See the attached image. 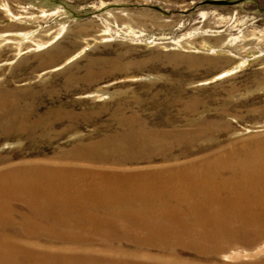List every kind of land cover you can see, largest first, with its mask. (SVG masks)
<instances>
[{"label":"rangeland","instance_id":"1","mask_svg":"<svg viewBox=\"0 0 264 264\" xmlns=\"http://www.w3.org/2000/svg\"><path fill=\"white\" fill-rule=\"evenodd\" d=\"M1 113L52 119L24 134L0 127V169L129 128L195 133L191 155L183 149L129 168L223 150L235 169L251 166L264 159V0H0ZM241 232L246 240L261 234ZM237 242L217 264L264 259V239Z\"/></svg>","mask_w":264,"mask_h":264},{"label":"bare ground","instance_id":"2","mask_svg":"<svg viewBox=\"0 0 264 264\" xmlns=\"http://www.w3.org/2000/svg\"><path fill=\"white\" fill-rule=\"evenodd\" d=\"M52 113L60 118V110ZM8 116L0 114V127L16 134L52 119ZM194 140L192 132L129 128L49 160L4 166L0 264H217L237 240L264 239V159L235 169L223 150L157 168L127 167L175 159L183 149L191 155ZM249 228L261 234L246 240L241 230Z\"/></svg>","mask_w":264,"mask_h":264},{"label":"crops","instance_id":"3","mask_svg":"<svg viewBox=\"0 0 264 264\" xmlns=\"http://www.w3.org/2000/svg\"><path fill=\"white\" fill-rule=\"evenodd\" d=\"M27 0H11V2L13 3H17V4H25Z\"/></svg>","mask_w":264,"mask_h":264}]
</instances>
